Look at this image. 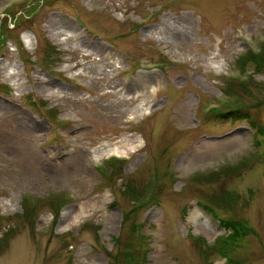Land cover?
<instances>
[{
  "label": "rangeland",
  "instance_id": "374dc122",
  "mask_svg": "<svg viewBox=\"0 0 264 264\" xmlns=\"http://www.w3.org/2000/svg\"><path fill=\"white\" fill-rule=\"evenodd\" d=\"M129 255L264 264V0H0V264Z\"/></svg>",
  "mask_w": 264,
  "mask_h": 264
},
{
  "label": "trees",
  "instance_id": "16d2710c",
  "mask_svg": "<svg viewBox=\"0 0 264 264\" xmlns=\"http://www.w3.org/2000/svg\"><path fill=\"white\" fill-rule=\"evenodd\" d=\"M237 110L239 109H236V110H232L231 113H234L236 112ZM236 115H246L244 112H239L238 114ZM212 210V209H211ZM220 223L221 225H223L225 228H231L232 229V233L227 237L225 238L224 241H221L222 244H225V246H227L230 241H236V240H239L241 238H243L244 236V231H243V225L245 224V222L243 221H237V220H220ZM230 240V241H229ZM129 259H132V256L129 255ZM137 259L133 258L132 260H130V264H137Z\"/></svg>",
  "mask_w": 264,
  "mask_h": 264
},
{
  "label": "bare ground",
  "instance_id": "6f19581e",
  "mask_svg": "<svg viewBox=\"0 0 264 264\" xmlns=\"http://www.w3.org/2000/svg\"><path fill=\"white\" fill-rule=\"evenodd\" d=\"M61 39V38H60ZM63 39V38H62ZM88 54V53H87ZM138 140H129L128 138H124L121 141V146L124 147H128L131 149L132 152H135L139 146V141L138 143H136ZM212 144H207L206 147H210ZM129 151L126 150L125 148H120L117 146H112L111 148H107L105 150H103L100 154L99 157H102L103 155H118V156H128ZM99 159V158H96ZM71 210H69L66 215L67 216H71Z\"/></svg>",
  "mask_w": 264,
  "mask_h": 264
}]
</instances>
